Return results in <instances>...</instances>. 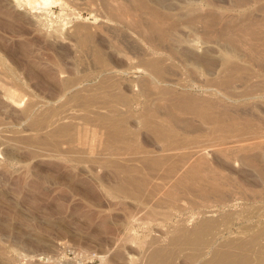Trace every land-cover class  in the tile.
<instances>
[{
  "label": "rangeland",
  "instance_id": "rangeland-1",
  "mask_svg": "<svg viewBox=\"0 0 264 264\" xmlns=\"http://www.w3.org/2000/svg\"><path fill=\"white\" fill-rule=\"evenodd\" d=\"M114 1L52 0L43 7L38 0L31 5L0 0V264H146L156 248L170 253V264H196L192 256L210 257L212 246L259 264L260 256L264 259V232H258L264 227V179L257 167L208 156L216 171L234 181L230 188L239 190L229 188L232 200L227 195L224 203L201 201L189 184L171 177L147 193L156 181L150 180V189L137 196V188L125 182L123 167L117 165L141 168L133 160L137 153L162 154L161 141L139 119L128 122L133 132L129 146L103 144L99 126L81 120H74L75 142L47 133L52 120L78 112V103L68 100L74 94L103 98L128 92L139 79L130 70V45L144 42L131 24L134 15H123ZM144 2L164 17L174 37L167 44L184 59L186 67L169 60L180 89H187L198 103L219 98L209 90L207 72L216 70L229 49L215 32L186 23L191 15L187 6L205 10L210 0ZM212 3L222 12L233 5L232 0ZM230 12L236 13L233 8ZM83 38L103 61L81 47ZM107 69L111 72L105 73ZM9 92L20 103L14 104ZM253 103L258 108L252 104L254 113L264 116L263 106ZM180 117L208 126L196 116ZM34 122H43V128ZM168 183L180 193L175 202L163 193ZM202 221L216 229L210 245L178 241L180 230L191 231Z\"/></svg>",
  "mask_w": 264,
  "mask_h": 264
},
{
  "label": "bare ground",
  "instance_id": "bare-ground-1",
  "mask_svg": "<svg viewBox=\"0 0 264 264\" xmlns=\"http://www.w3.org/2000/svg\"><path fill=\"white\" fill-rule=\"evenodd\" d=\"M25 1L31 5L36 0ZM38 1L43 7L52 2ZM114 2L122 7L119 9L123 11V15H134L131 24L136 28L141 41L148 46L141 47L144 43L141 45L138 40L139 43L135 41L130 45V70L138 74L139 79L133 80L128 92L122 91L115 95L108 93L103 98L74 94L68 100L78 103V112L52 120L45 128L47 133L52 137L67 139L70 143L75 142L78 129L74 120H81L99 126L97 133L104 137L103 144L129 146L133 132L128 122L131 118L139 119L142 127L161 141L162 154L156 155L155 152L148 151L137 153L138 157L134 156L131 161H138L141 168H137L138 164L134 167L127 166L126 163L117 165L123 167L125 182L137 188V196H143L146 189H150V180L156 179L157 182L152 181L154 189L147 193L165 185L161 182L171 177L175 182L189 184L188 187L196 191V196L201 201L215 200V203H224L236 187L231 189L234 181L211 166L208 160L210 154L225 161L255 166L264 179V116H259L258 112L257 115L254 113L257 110L251 108L253 102L264 108V0H232L230 9L233 8L236 13H231L228 9L226 12L225 8L226 11L222 12L220 7L218 9L221 12L218 11L216 5H211L214 3L212 0L211 3L207 2L210 5L205 10L200 8L202 6H187L191 15L186 23L199 26L202 32H215L217 38L229 49L228 52L225 50L216 70L207 72L211 84L209 90L220 97L205 99L200 103L187 89L181 90L177 79L171 77L173 66L169 60H176L182 66L186 64L176 49L167 44L174 37L169 29L166 30L164 17L144 0H131V4L125 0ZM79 44L85 51H93L96 60L101 58L103 61V57L87 39L83 38ZM194 62L196 66L198 62ZM256 66L258 69H255ZM6 69L13 73L9 68ZM105 71L111 72L109 69ZM7 96L14 104L20 103L14 92H9ZM31 108L32 105L29 104L24 111V118L27 120ZM182 114L196 116L208 126H197L182 119ZM34 125L38 129L43 128V122H34ZM76 147L80 149V146ZM167 186L163 193L173 202L177 201L180 193L174 184L168 183ZM242 190L246 192L244 187ZM254 194L257 197L262 195L256 192ZM230 199L232 200L231 196ZM215 230L209 221H202L191 231L180 230L182 236L178 241L194 247L210 245V235ZM258 232H264V227H260ZM252 241L259 239L254 238ZM170 256L166 249L156 248L149 253L146 264H170ZM260 257L259 264H264L263 256ZM192 260L196 264H249L245 255L213 246L210 257L199 258L194 255Z\"/></svg>",
  "mask_w": 264,
  "mask_h": 264
}]
</instances>
